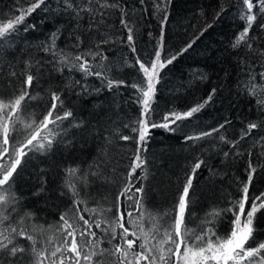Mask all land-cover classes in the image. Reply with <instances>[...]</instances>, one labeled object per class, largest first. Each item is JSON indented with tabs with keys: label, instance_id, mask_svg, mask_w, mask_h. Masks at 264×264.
<instances>
[{
	"label": "snow or ice",
	"instance_id": "1",
	"mask_svg": "<svg viewBox=\"0 0 264 264\" xmlns=\"http://www.w3.org/2000/svg\"><path fill=\"white\" fill-rule=\"evenodd\" d=\"M171 2L151 0L152 15L160 17V36L147 58L137 52L133 18H144L148 0H138L139 8H129L127 0H16L9 13L0 12V72L15 41L22 38L21 31L35 30V25L25 24V21L37 9L53 17L65 18L68 24L67 28L56 27L38 46L37 51L44 53L47 59L33 57L32 46L27 45L20 49L23 68L19 73L15 58L7 64L9 76L23 80L11 95L0 92V264H264V240L258 238L260 229L257 226V214L264 210V192L255 196L250 194V186L258 174L257 166L252 163L251 149L247 152V180L241 182L240 196L231 198L227 207L207 212L195 228L188 226L195 216L194 181L198 180L202 166L207 167L205 159L196 157L183 180L178 181V193L169 211L160 214L147 207L148 190L142 181L149 175L146 153L152 130L176 133L198 118L197 114L209 105L217 91L212 88L202 102L186 110L171 109L159 114V119L155 118L161 71L188 52L207 28L213 26L207 25L184 47L170 52L165 47L164 26L168 22ZM229 8L234 10L230 22L239 20L243 24L229 45L233 51L244 50L239 59L241 78L237 87L242 94L255 99L256 111L264 117V47L259 46L261 37L254 32V28L264 32V23L259 22L264 18V0H229L227 7L224 0H220L214 20L227 18ZM117 12L120 25L127 32L126 42L134 60L122 58L115 71L135 68L137 75L131 82L113 75L114 62L107 55L110 49L104 47L117 41L124 43L106 23ZM200 14L203 15V10ZM85 19L88 21L86 27L82 23ZM61 36L66 37L65 48L57 44ZM249 54L253 58L259 57L261 62L257 64L249 59ZM257 66L261 71H256ZM75 73L80 74V79L74 78ZM53 74L63 78V86L52 87ZM45 76L49 78L45 90L49 103L42 117L37 118L29 107L31 101L43 98L35 89ZM191 76L193 80L208 79L207 73L200 69L193 70ZM91 77L99 81L98 87H90ZM122 87L134 90L132 102L139 107V115L122 125L134 133V137L123 134L115 121L112 124L102 119L95 124L86 122L65 102V93L81 99L104 90L111 93L115 101ZM229 124L231 121L225 120L208 130H194L184 135L182 142H191L190 146L196 147ZM73 129L79 130L81 146L89 138H102L104 147L86 170L79 166L64 170L65 178L58 186V194L68 197L71 204L59 215L55 225L45 227L35 222L38 220L36 213L26 209L24 197L17 193L15 185L32 159L46 157L60 145L73 147ZM258 129L264 130V118L247 122L237 139L229 140L220 134L218 140L230 147V151L223 153L224 157L244 155L241 142ZM133 139L136 149L131 164L125 179L117 184L112 200L104 197L96 200L95 206L88 207L91 195L86 189L91 183H115L104 174V169L109 167L115 174L109 155L111 146L116 140ZM253 139L251 147L258 146L264 155V136ZM138 169L140 176H136ZM44 174L45 170L41 168L40 187L33 196L46 192ZM90 177L95 179L90 181ZM137 182H140L139 187L135 186ZM228 214L232 216L229 229L226 234H220L219 224ZM20 241H26V244Z\"/></svg>",
	"mask_w": 264,
	"mask_h": 264
},
{
	"label": "trees",
	"instance_id": "2",
	"mask_svg": "<svg viewBox=\"0 0 264 264\" xmlns=\"http://www.w3.org/2000/svg\"><path fill=\"white\" fill-rule=\"evenodd\" d=\"M228 2L229 0H224L226 7ZM15 4L16 0H0V12L9 13L10 9H14ZM219 4L220 0H172L169 6L168 22L164 26V42L166 49L172 53L198 36L207 25L213 26L207 28V31L196 40L188 52L161 71L156 94L158 115L155 118L159 119V114L171 109L186 110L194 104L202 102L212 88L217 91L209 105L197 114L198 118L188 123L186 127L178 129L174 134L163 129L152 130L146 153L149 175L147 180L142 181L148 190L147 207L153 212L163 214L169 211L174 204L179 188L178 181L183 180L184 173L190 170L195 158L205 159L207 167L202 166L198 180L194 181L196 195L193 211L195 216L188 225L191 228L200 224L205 214L210 210L227 207L231 198L240 196L241 182L247 180L245 169L248 166L247 152L249 149L253 153L252 163L258 168V174L254 177V182L249 189L250 194L255 196L264 192V155L261 154V149L258 146L251 147L254 143L253 138L258 139L260 136H264V130H253L251 137L241 142L244 151V155L241 156L230 154L229 157H224L223 153L230 151V147L218 140L220 134L226 135L229 140L237 139L247 122L264 118L260 117L256 111L255 99L242 94L237 87L238 80L241 78L239 59L244 55V50L233 51L229 45L243 24L239 20L230 22L234 11L231 8H229L227 18L222 17L219 21L214 20L215 12L219 10ZM127 5L129 8H139L138 0H127ZM147 7L148 12L143 19L133 18L135 46L137 52L144 58L152 53L160 36V17L152 15L151 0H148ZM201 10H203V15L200 14ZM139 15L138 12L137 16ZM259 22L264 23V18ZM82 23L86 27L87 19ZM106 23L111 25V31L124 41V43L117 41L104 46L106 50L110 49L107 51V55L109 60L114 62L113 75L131 82L137 75L135 68L124 67L119 72L115 71V67H119L122 58L134 60V54L126 42L127 32L120 25L119 13L108 18ZM25 24L36 27L35 30H30L27 33L21 31L22 38L15 41L14 48L4 58L3 71L0 72V92L5 96L11 95L13 90L18 89L23 80L22 77L17 79L9 76L7 67V64L15 58L17 73L22 70L23 64L20 61L23 59V55L20 49L31 45L33 57L47 59L48 57L44 53L37 51L38 46L56 27H68L65 18L53 17L40 9L28 16ZM21 29H23V25H21ZM254 32L261 37L259 46L264 47V32L258 28H254ZM57 44L59 47L65 48L66 37L61 36ZM249 59L254 60L257 64L261 62L259 57L253 58L250 54ZM195 69L206 72L208 79L206 81L193 80L191 73ZM256 71H261V68L257 66ZM65 76H67V72H65ZM74 78L80 79V74L75 73ZM53 80L52 87L63 86V78L59 75L53 74ZM257 81H259V77H257ZM89 85L98 87L99 81L95 77H91ZM48 86L49 78L45 76L41 80L40 86L35 89L36 92H40L43 98L30 102L29 111L35 112L37 118L42 117L45 106L49 103V98L45 95ZM133 91V89L122 87L121 94L115 98V101L113 95L107 90L81 99L65 93L67 97L65 102L74 108L78 116L86 122L91 121L95 124L102 119L108 124H112L115 121L116 126L121 128L123 134L134 137V133L122 126L139 115V107L132 102ZM225 120L231 121L226 129L199 142L196 147H191V142H182L184 135L190 134L194 130L211 129ZM193 124L195 128H193ZM72 134L75 135L73 147L65 148L60 145L55 147L48 156L32 159L15 185L17 193L24 197L26 209L36 213L38 220L35 222L43 224L45 227L55 225L59 215L66 211L71 204L68 197H61L58 194V186L65 178L64 170L75 166L86 170L89 164L97 160L104 147L102 138H89L88 142L81 146L79 130L73 129ZM135 149L134 139L115 141L109 152L112 165L115 167V174L111 167L104 169V174L115 183L104 181L91 183L86 189L91 195L88 207L95 206V201L102 200L104 197H107L109 201L112 200L117 190V184L123 181L127 175ZM41 168L45 170L46 192L39 196H33L32 193L40 187L38 178ZM208 169H211L212 172L210 173ZM140 175L141 172L138 169L136 176ZM89 179L92 181L95 178L90 177ZM135 186L139 187L140 182H137ZM257 216V226L260 229L258 238L264 240V210H261ZM85 218H88L87 213H85ZM164 219L167 220L168 217H164ZM231 219V214L224 217L218 227L220 234L227 233ZM20 243L26 244V241H20ZM104 247L107 245L105 244Z\"/></svg>",
	"mask_w": 264,
	"mask_h": 264
}]
</instances>
